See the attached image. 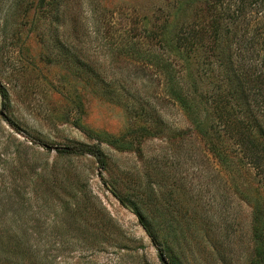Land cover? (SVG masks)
Wrapping results in <instances>:
<instances>
[{
  "label": "rangeland",
  "instance_id": "374dc122",
  "mask_svg": "<svg viewBox=\"0 0 264 264\" xmlns=\"http://www.w3.org/2000/svg\"><path fill=\"white\" fill-rule=\"evenodd\" d=\"M210 1L0 0L4 251L28 241L24 264H252L264 172L232 134L211 128L212 103L188 114L160 69L125 51L132 42L168 59L201 102L226 94L223 70L176 37L208 22ZM230 44L223 39L227 52ZM60 147H98L105 162ZM115 193L152 195L145 214L156 244Z\"/></svg>",
  "mask_w": 264,
  "mask_h": 264
},
{
  "label": "trees",
  "instance_id": "16d2710c",
  "mask_svg": "<svg viewBox=\"0 0 264 264\" xmlns=\"http://www.w3.org/2000/svg\"><path fill=\"white\" fill-rule=\"evenodd\" d=\"M210 4H212L210 10L215 13H212L211 17L209 13L206 24L202 22L182 25L176 37L180 48L187 54L205 56L209 65H212L213 60L218 69L223 70V74L219 72V75L224 78L222 82L226 81L225 89H228L226 94L221 88L213 96H201L203 100L201 102L193 91H186L187 88L181 85L175 67L168 59L151 52L142 53L137 44L132 42L127 45L125 51L144 55L148 64L160 69L166 80L169 95L188 114L194 116L202 104L212 103L217 122L211 128L232 134L239 140L243 151L248 152L250 164L264 172V0H211ZM164 35H155L152 39H159ZM224 38H230L231 41L228 52L222 47ZM0 88L1 94L5 95L4 88L1 85ZM194 122L196 127L201 126V122L197 123L195 119ZM211 148L213 154L224 162L218 145ZM57 151L67 154H89L101 165L105 162L98 147L82 149L60 147ZM151 194L156 195L154 190H151ZM115 195L122 205L131 208L140 225L156 244L160 240L159 233L155 230L154 221L148 219L145 214L151 204L152 195L147 201L138 198L135 202H130L117 193ZM6 213V210L0 208V217ZM253 239L255 256L252 264H259L264 261V211L260 208H257L253 218ZM7 243L10 248L4 251V241L0 238V264H24L25 259H32V246L28 241L11 240ZM36 260L38 264H45L44 258L40 262L36 256Z\"/></svg>",
  "mask_w": 264,
  "mask_h": 264
},
{
  "label": "water",
  "instance_id": "95a60500",
  "mask_svg": "<svg viewBox=\"0 0 264 264\" xmlns=\"http://www.w3.org/2000/svg\"><path fill=\"white\" fill-rule=\"evenodd\" d=\"M2 115H3V113H2ZM163 261H164V259H163ZM164 263H165V261H164Z\"/></svg>",
  "mask_w": 264,
  "mask_h": 264
}]
</instances>
